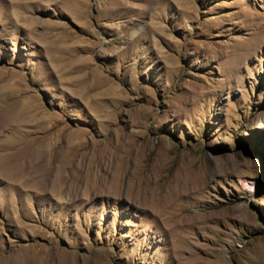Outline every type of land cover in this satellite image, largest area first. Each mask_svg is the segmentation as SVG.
I'll return each mask as SVG.
<instances>
[{"label":"rangeland","instance_id":"rangeland-1","mask_svg":"<svg viewBox=\"0 0 264 264\" xmlns=\"http://www.w3.org/2000/svg\"><path fill=\"white\" fill-rule=\"evenodd\" d=\"M8 257L264 264V0H0Z\"/></svg>","mask_w":264,"mask_h":264},{"label":"bare ground","instance_id":"bare-ground-1","mask_svg":"<svg viewBox=\"0 0 264 264\" xmlns=\"http://www.w3.org/2000/svg\"><path fill=\"white\" fill-rule=\"evenodd\" d=\"M25 106V105H24ZM23 107V106H22ZM24 108V107H23ZM25 114V109H23L22 111L20 110V114ZM9 114V113H8ZM6 116V115H5ZM10 116V115H9ZM11 116H13V117H8V115L6 116V118L7 119H5V122L7 123H9V121H14V120H18V119H20V121L22 122V121H24V117H26L27 116V119H33V117H34V115H31V114H28V112H27V115L26 116H24L23 118H18V117H20L18 114H13V115H11ZM18 118V119H17ZM2 122V121H1ZM17 123V122H16ZM3 124V123H2ZM21 169V168H20ZM17 170L16 171V173H15V176H14V178L13 179H11V180H20V183H22V184H26L29 180H30V178H32V176H31V173H27V174H24L23 172H22V169L21 170ZM16 174H18V175H16ZM10 255V254H9ZM12 256V255H11ZM7 261H8V264H13L12 262H10V261H13V260H10L9 259V257L6 259ZM33 260V259H32ZM31 260V261H32ZM30 261V260H29ZM28 261V262H29ZM17 263V262H16ZM31 263V262H30ZM32 263H34V262H32ZM19 264V263H18Z\"/></svg>","mask_w":264,"mask_h":264}]
</instances>
